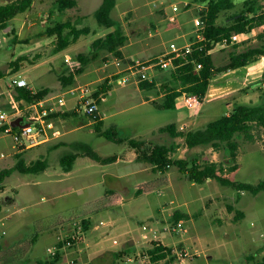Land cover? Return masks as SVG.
Returning a JSON list of instances; mask_svg holds the SVG:
<instances>
[{
    "label": "rangeland",
    "instance_id": "rangeland-1",
    "mask_svg": "<svg viewBox=\"0 0 264 264\" xmlns=\"http://www.w3.org/2000/svg\"><path fill=\"white\" fill-rule=\"evenodd\" d=\"M100 3L101 0H77L76 6L59 11L55 0H34L7 27H0V112L12 113L17 109L16 104H11L14 86L10 83L15 77L25 78L32 90L48 87L45 99L63 95L64 103L59 111L77 112L52 118L53 128L46 129L50 139L38 146H14L12 135L0 132V170L12 167L19 157L26 164L41 158L46 165L45 170L38 172L13 169L0 184V219L6 230L1 240L0 264H111L114 253L123 248H134L136 258L129 250L130 254L123 255L118 264H151L141 250L148 246L153 230L156 240L163 244L187 248L185 264H259L264 254V190L253 194L214 179L192 183L175 165L160 172L146 160L127 162L125 158L131 147L127 140L134 138L144 142L145 151L163 143L171 149L172 159L195 157L199 162L227 163L228 155L224 151L206 145L189 147L183 135L175 136L159 128L173 122L176 131L198 129L228 113L238 103H259L264 85L241 89L250 80H244L246 73L258 69L259 63L253 61L212 78L196 110L183 106L159 110L151 102L162 98L157 89H141L136 78L118 83L116 77L129 72L125 69L136 60L162 57L171 43H189L199 30L198 10L203 4L196 0H116L111 16L127 35L123 58L99 52L72 84L63 86L59 76L69 72L76 55L86 53L91 57L92 40L109 30L96 23L94 11ZM260 3L264 9V0ZM242 5V0H236L233 8L219 13L218 22L228 21ZM65 20L78 27L88 26L90 32L55 52L56 35L46 30ZM256 32L253 30L247 42L237 49L255 44ZM229 51L230 47L215 45L211 50L215 64H224ZM169 69L170 65H157L149 67L147 73L149 79L160 84L167 81ZM104 80L108 90L98 103L97 114L102 117V127L111 125L116 137L124 139L122 142L99 135L93 119L83 111L79 91L67 92L82 84L96 89ZM49 102L46 100L45 104ZM26 118L24 115L22 121ZM84 145L99 156L115 154L120 160L96 162L80 154ZM71 152L80 156L73 161L72 171L66 173L60 159ZM237 162L235 170H224L223 174L253 184L264 179L263 131L255 128L251 141L240 139ZM137 167L144 170L134 173ZM104 173L123 177L111 181ZM237 209L242 212L239 219L234 217ZM174 210L188 216L173 221ZM83 217H89V229L74 244L65 241L58 246L61 240L71 236ZM176 223L182 229L172 232L171 227ZM143 225L147 228L143 229ZM143 233L149 236L144 238ZM54 245L60 258L52 261L48 247ZM128 256L131 260L126 262ZM156 264H172V261Z\"/></svg>",
    "mask_w": 264,
    "mask_h": 264
},
{
    "label": "trees",
    "instance_id": "trees-1",
    "mask_svg": "<svg viewBox=\"0 0 264 264\" xmlns=\"http://www.w3.org/2000/svg\"><path fill=\"white\" fill-rule=\"evenodd\" d=\"M59 11L68 7L77 5V0H55ZM202 3V8L198 10L199 25L198 32L195 36L190 37L189 49L179 52H171L167 55L170 58L169 77L167 81L157 84L156 79H141L138 85L141 89L152 90L157 89L158 95L162 97L159 101L152 99V104L159 110L173 109L176 107L175 97L182 92L192 93L199 97L202 101L205 97L210 81L217 75L235 70L248 65L264 55V9H261V0H242L241 9L229 17L226 22H218L219 13L223 10H228L236 5V0H196ZM34 0H5L0 3V27H7L9 21L19 13L29 9ZM116 4V0H101L100 5L94 11V17L98 26L102 29H109L104 34L95 37L91 42V57L86 53H78L74 63L70 64V70L67 74L59 76L63 86L72 84L75 77L83 72L86 63L95 58L99 52H106L114 57L123 58L122 47L126 43L127 35L124 33L120 23L111 16V11ZM252 29L256 30V43L246 44L241 49H237L241 43H246L247 40L241 42L230 41L231 35L239 32H248ZM46 32L56 35L54 51H60L66 48L70 43L76 41L82 34H88L90 29L88 26L78 27L71 20L56 23L52 28H47ZM226 40L225 46L230 47L228 52V60L222 65H216L211 50L217 44H222ZM16 62V60H14ZM160 67V66H158ZM2 73L0 72V77ZM244 83L241 89H250L252 87L261 88L264 85V66L246 73ZM108 90L106 80L99 85L98 88L92 91V97L99 103L101 97ZM49 92L48 87H42L32 90L28 86H14L11 104H16L17 109L25 108L27 104L44 99ZM24 114H28L24 111ZM73 110H62L53 112L48 115L49 118L57 116L76 115ZM93 119V125L99 135L104 136L115 142H122L124 139L116 137V133L111 126L102 127L103 121L97 110L88 113ZM7 126H0V132ZM260 129L264 132V88L262 100L259 103L248 104L238 103L234 105L228 113H224L214 119L209 120L205 125L198 129H188L185 131H176L175 123L170 122L159 129L168 131L173 135H183L189 147L196 145H206L217 151H224L228 155V162L221 160L212 161L204 160L199 162L195 157L191 160L185 158H174L169 156L170 148L163 143H156L150 150H144V142L130 138L128 144L133 147L136 152V159L146 160L152 165L155 171L164 172L170 165H175L180 173L186 179L193 183H204L209 179H214L218 183L230 186L236 190H247L253 194L264 190V179L257 183L241 182L231 179L228 175H224L223 171H233L238 167L237 156L240 147V139L251 141L254 138V129ZM16 129V128H15ZM21 147V146H20ZM22 148V147H21ZM84 155H88L94 160L109 161L113 160L114 156L101 157L88 146H83ZM15 155L19 157V152ZM77 153L71 152L61 157L60 162L65 170H69L75 160ZM45 160L37 158L34 161L26 164L22 157H19L16 163L9 168L0 170V184L3 179L10 175L13 169L20 172H38L44 170ZM1 186V185H0ZM228 207L231 208L229 205ZM242 212L235 210L234 217L239 219ZM173 221H178L180 218L188 216L187 213L174 210L172 213ZM83 231H87L90 227L89 217L81 219ZM72 244L76 241L70 237H66L58 243L61 246L67 240ZM0 249L2 245L0 242ZM129 250L135 253L134 248L121 249L114 253V261L111 264H118L117 260L125 254H130ZM142 254H146L148 261L151 264H156L159 261L165 260L171 262L173 260L172 247L163 244L158 240H151L146 248H142ZM136 258V255L134 256ZM60 258L59 251L52 256V261ZM13 262H9L12 264ZM8 264V263H7ZM38 264H40L38 262ZM259 264H264V254L259 261Z\"/></svg>",
    "mask_w": 264,
    "mask_h": 264
},
{
    "label": "built area",
    "instance_id": "built-area-1",
    "mask_svg": "<svg viewBox=\"0 0 264 264\" xmlns=\"http://www.w3.org/2000/svg\"><path fill=\"white\" fill-rule=\"evenodd\" d=\"M176 9V7H173ZM254 29L248 32H239L231 35L230 41L232 42H241L247 40ZM226 40L222 42L223 45L226 44ZM189 43L184 45H179L175 43L170 44V49L162 54V57H154L152 59L141 61L136 60L134 63H131L127 66L125 70H129L127 73H122L116 77V81L118 83H123L129 81L133 78H136L138 81L141 79H149V75L147 73V69L149 67L161 66L167 67L170 65V58L167 55L171 52H179L183 49H189ZM259 63V67L264 66V55L260 56L257 61ZM122 70L120 72H123ZM119 72V73H120ZM10 85L13 86H28L27 81L23 77H15L12 78ZM29 87V86H28ZM94 89L89 88V84L78 85L75 88H70L67 92L70 94H75L79 91L78 98L80 103L82 104L83 111L91 113L98 109V103L96 99L92 97V91ZM46 100H51L48 104H45ZM64 103V96H50L48 99H41L39 101L33 102L31 104H27L25 106V111L28 114H24L23 109H16V111L12 113H7L5 111L0 112V126L3 124H7V126L3 129L2 132L7 134H11L14 140V146H21L22 148H28L37 144H40L46 141L49 138V134L46 129L53 128V119L49 118L48 115L59 111L60 105ZM176 106L188 107L192 110H196L200 107L202 101L199 97L192 93L182 92L178 96L175 97ZM79 107V106H78ZM81 108V107H80ZM80 108H76L80 110ZM23 111V113L21 112ZM24 115L27 117L26 121L23 122ZM18 117H22L23 119L20 121L21 123H25L23 126H12L11 121ZM16 128V129H15ZM3 221L0 219V242L5 237L6 230L3 226ZM143 229H146L147 226L143 225ZM182 229L180 223H176L171 227L172 232H178ZM84 234L82 229V225L79 224L76 226L71 236H68L72 239L78 240L80 236ZM152 238L150 240H156V230L152 231ZM149 235L147 233H143L142 237L147 238ZM67 243H71L70 240H67ZM172 247V264H185V257L189 255L187 248L182 246H171ZM49 253L53 256L58 251L57 246L48 247ZM131 258L128 256L126 258V262L130 261Z\"/></svg>",
    "mask_w": 264,
    "mask_h": 264
},
{
    "label": "crops",
    "instance_id": "crops-1",
    "mask_svg": "<svg viewBox=\"0 0 264 264\" xmlns=\"http://www.w3.org/2000/svg\"><path fill=\"white\" fill-rule=\"evenodd\" d=\"M256 62V61H255ZM149 75V74H148ZM177 107H180V106H177ZM100 118H102V117H100ZM111 126V125H110ZM109 126V127H110ZM50 139V136H49V138L46 140V141H48ZM46 141H44V142H46ZM44 142H42V143H44ZM42 143H40V144H42ZM77 143V142H76ZM40 144H37V145H34V146H38V145H40ZM34 146H31V147H34ZM28 148H30V147H28ZM81 155H83L84 153H80ZM80 154L79 153H77V156H80ZM1 155H3V154H1ZM136 155H137V152H136V150L133 148V147H130V148H128L127 149V151H126V161L127 162H134V161H137V159H136ZM76 156V157H77ZM84 156V155H83ZM107 156H114V159L113 160H109V161H105V162H103V161H99V160H95L96 162H99V163H107V162H114V163H117V162H119V157L117 156V155H115V154H111V155H107ZM101 157H105V156H101ZM76 159V158H75ZM141 167H137L136 169H135V172L134 173H139L142 169L144 170V168H142V169H140ZM46 169V165H45V168H44V170ZM64 171L66 172V173H70L71 171H72V166H71V168L69 169V170H65L64 169ZM134 173H132V174H134ZM104 175L109 179V180H111V181H118L121 177H123L122 175H117V174H113V173H104ZM193 183V182H192ZM119 200L121 199V197L120 198H118ZM111 221H109L108 223H110ZM107 224V223H106Z\"/></svg>",
    "mask_w": 264,
    "mask_h": 264
},
{
    "label": "water",
    "instance_id": "water-1",
    "mask_svg": "<svg viewBox=\"0 0 264 264\" xmlns=\"http://www.w3.org/2000/svg\"><path fill=\"white\" fill-rule=\"evenodd\" d=\"M22 117H18L15 120L11 121L12 126H23L25 123H21Z\"/></svg>",
    "mask_w": 264,
    "mask_h": 264
}]
</instances>
